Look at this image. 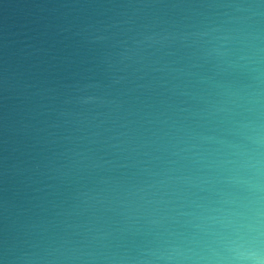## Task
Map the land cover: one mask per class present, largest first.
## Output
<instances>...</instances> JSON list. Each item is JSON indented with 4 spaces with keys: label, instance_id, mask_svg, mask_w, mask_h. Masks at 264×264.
<instances>
[{
    "label": "water",
    "instance_id": "water-1",
    "mask_svg": "<svg viewBox=\"0 0 264 264\" xmlns=\"http://www.w3.org/2000/svg\"><path fill=\"white\" fill-rule=\"evenodd\" d=\"M224 2L0 0V264L114 224L90 197L143 159L148 121L183 99L179 35Z\"/></svg>",
    "mask_w": 264,
    "mask_h": 264
},
{
    "label": "clouds",
    "instance_id": "clouds-1",
    "mask_svg": "<svg viewBox=\"0 0 264 264\" xmlns=\"http://www.w3.org/2000/svg\"><path fill=\"white\" fill-rule=\"evenodd\" d=\"M205 7L223 11L198 13L204 18L178 37L189 61L179 106L148 121L143 159L115 166L135 170L101 177L104 187L90 197L94 213L118 219L77 225L55 246L30 244L17 259L264 264V0Z\"/></svg>",
    "mask_w": 264,
    "mask_h": 264
}]
</instances>
